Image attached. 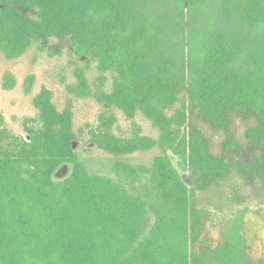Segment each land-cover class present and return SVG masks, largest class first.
Segmentation results:
<instances>
[{"label": "trees", "instance_id": "obj_1", "mask_svg": "<svg viewBox=\"0 0 264 264\" xmlns=\"http://www.w3.org/2000/svg\"><path fill=\"white\" fill-rule=\"evenodd\" d=\"M67 35L79 57L118 74L116 104L160 130L157 141L105 131L98 145L162 153L111 178L81 165L66 127L40 126L30 142L1 146L0 264H254L244 223L215 237L173 156L197 172L198 188L227 177L231 162L189 112L227 133L236 113L255 119L246 137L262 150L239 168L264 178V0H0V42L11 53Z\"/></svg>", "mask_w": 264, "mask_h": 264}, {"label": "rangeland", "instance_id": "obj_2", "mask_svg": "<svg viewBox=\"0 0 264 264\" xmlns=\"http://www.w3.org/2000/svg\"><path fill=\"white\" fill-rule=\"evenodd\" d=\"M22 10L29 18L38 17L37 9ZM0 44V148L8 142H30V133L40 126L66 127L69 145L81 165L91 174L111 178L123 173V164L147 167L162 153L159 146L115 153L98 145V134L105 131L119 138L140 135L157 141L160 130L140 109L127 112L116 104L111 96L118 74L100 68L96 59L79 57L72 49L70 36L32 40L14 53ZM189 122L205 135L216 156L226 155L231 162L229 175L201 189L197 172L178 166L174 156L173 162L194 192L196 206L205 209L207 228L214 231L215 237L221 236L227 225L239 220L244 223L249 252L257 264L264 259V178H247L239 168V164L251 167L256 156L262 154L246 137V130L256 121L231 113L229 133L194 111L189 112ZM229 140L233 145L224 149ZM68 168L67 175L71 164ZM123 175L128 173L124 170ZM139 175L141 178L143 174Z\"/></svg>", "mask_w": 264, "mask_h": 264}, {"label": "water", "instance_id": "obj_3", "mask_svg": "<svg viewBox=\"0 0 264 264\" xmlns=\"http://www.w3.org/2000/svg\"><path fill=\"white\" fill-rule=\"evenodd\" d=\"M64 170H65V172H66V171H68V167H65V169H64Z\"/></svg>", "mask_w": 264, "mask_h": 264}]
</instances>
